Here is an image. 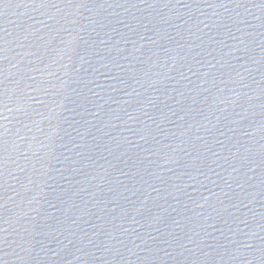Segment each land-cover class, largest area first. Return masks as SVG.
<instances>
[{
	"label": "water",
	"instance_id": "95a60500",
	"mask_svg": "<svg viewBox=\"0 0 264 264\" xmlns=\"http://www.w3.org/2000/svg\"><path fill=\"white\" fill-rule=\"evenodd\" d=\"M0 264H264V0H0Z\"/></svg>",
	"mask_w": 264,
	"mask_h": 264
}]
</instances>
